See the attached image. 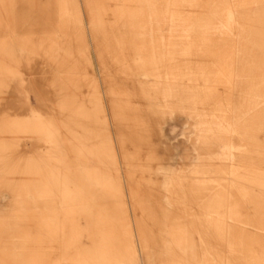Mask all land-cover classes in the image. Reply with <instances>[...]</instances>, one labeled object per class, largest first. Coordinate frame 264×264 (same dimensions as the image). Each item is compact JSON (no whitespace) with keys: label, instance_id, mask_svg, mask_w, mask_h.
I'll list each match as a JSON object with an SVG mask.
<instances>
[{"label":"rangeland","instance_id":"obj_1","mask_svg":"<svg viewBox=\"0 0 264 264\" xmlns=\"http://www.w3.org/2000/svg\"><path fill=\"white\" fill-rule=\"evenodd\" d=\"M254 43L264 0H0V264H264Z\"/></svg>","mask_w":264,"mask_h":264},{"label":"crops","instance_id":"obj_2","mask_svg":"<svg viewBox=\"0 0 264 264\" xmlns=\"http://www.w3.org/2000/svg\"><path fill=\"white\" fill-rule=\"evenodd\" d=\"M245 74H252L254 78L246 79L248 76ZM236 87L245 89L239 91V99L230 108L234 112L237 129L244 135V141H237V149L244 151V157L255 160L261 155L251 152L255 148L260 152L263 149L257 134L264 132V47L254 43L243 54Z\"/></svg>","mask_w":264,"mask_h":264}]
</instances>
